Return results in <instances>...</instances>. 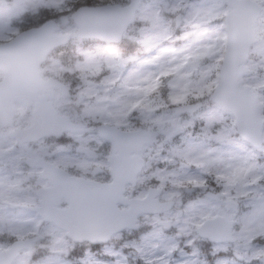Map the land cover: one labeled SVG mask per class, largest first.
<instances>
[{
  "label": "snow or ice",
  "instance_id": "6c2138e0",
  "mask_svg": "<svg viewBox=\"0 0 264 264\" xmlns=\"http://www.w3.org/2000/svg\"><path fill=\"white\" fill-rule=\"evenodd\" d=\"M0 34V264H264V0H0Z\"/></svg>",
  "mask_w": 264,
  "mask_h": 264
},
{
  "label": "rangeland",
  "instance_id": "374dc122",
  "mask_svg": "<svg viewBox=\"0 0 264 264\" xmlns=\"http://www.w3.org/2000/svg\"><path fill=\"white\" fill-rule=\"evenodd\" d=\"M7 39H8V36L6 34H0V40H7ZM45 71H47L49 73L48 75H53V76L59 77V74L56 73L55 71H53L51 69V67L46 68Z\"/></svg>",
  "mask_w": 264,
  "mask_h": 264
}]
</instances>
